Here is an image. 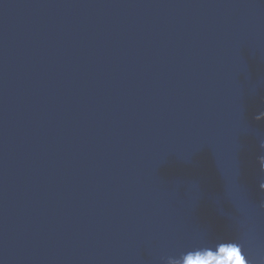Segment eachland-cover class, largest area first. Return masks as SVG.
Wrapping results in <instances>:
<instances>
[{
    "label": "water",
    "instance_id": "obj_1",
    "mask_svg": "<svg viewBox=\"0 0 264 264\" xmlns=\"http://www.w3.org/2000/svg\"><path fill=\"white\" fill-rule=\"evenodd\" d=\"M222 248L264 264V0H0V264Z\"/></svg>",
    "mask_w": 264,
    "mask_h": 264
},
{
    "label": "snow or ice",
    "instance_id": "obj_2",
    "mask_svg": "<svg viewBox=\"0 0 264 264\" xmlns=\"http://www.w3.org/2000/svg\"><path fill=\"white\" fill-rule=\"evenodd\" d=\"M221 252H226V257L219 260V264H228V262L232 260L233 256L237 257L235 260L236 264H244V260L238 254L239 250H226L225 248H222ZM212 259L214 258L211 256V254L208 255V258H190L189 264H210V262H212Z\"/></svg>",
    "mask_w": 264,
    "mask_h": 264
},
{
    "label": "clouds",
    "instance_id": "obj_3",
    "mask_svg": "<svg viewBox=\"0 0 264 264\" xmlns=\"http://www.w3.org/2000/svg\"><path fill=\"white\" fill-rule=\"evenodd\" d=\"M175 264H184V260L183 257H181L180 259H178Z\"/></svg>",
    "mask_w": 264,
    "mask_h": 264
}]
</instances>
